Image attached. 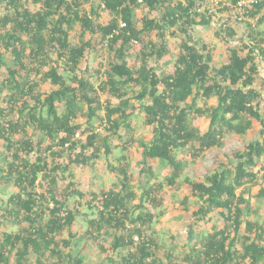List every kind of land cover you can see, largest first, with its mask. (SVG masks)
Here are the masks:
<instances>
[{"label":"trees","instance_id":"1","mask_svg":"<svg viewBox=\"0 0 264 264\" xmlns=\"http://www.w3.org/2000/svg\"><path fill=\"white\" fill-rule=\"evenodd\" d=\"M230 2L235 4L237 0ZM208 3L0 0V143L6 153L0 162V193L10 186L17 189L5 201L0 198V227L7 219L28 224L23 234L0 232V264H30L31 254L39 257L38 264L47 255L66 264H83L81 256L61 250L60 245L68 248L70 242L57 240L64 230H71L76 217L74 210L67 209L65 198L83 197L75 181L70 180L64 188L59 186L58 177L65 179L60 171L74 164L85 167L102 150L109 155L110 138L122 141L125 134L121 130L132 127L135 110L143 114L144 124L151 129L149 142L141 143L140 172L154 177L156 161V166L167 169L164 183L155 182L143 189L133 205L139 212L130 215L128 204L135 200V194L128 190V164L110 165L120 177L121 191L101 194L97 219L89 221L92 229L87 232L88 238L107 234L111 226L115 228L114 250L133 244L134 237L140 238L135 250L122 258V264H157L151 241H144L142 228H150L154 220L147 205H156L163 185L177 187L184 169L177 152L188 148L196 158L222 147L227 135L253 132L255 138L233 153L220 171L188 182L198 208L187 227L189 252L179 264L264 261V222L258 224L251 219L255 209L247 186L264 171V87L257 86L256 61L258 57L264 59V32L229 18L228 22L234 24L219 29L227 40L236 39L237 27L244 32L238 39L240 45L228 51L227 62L215 68L213 51L205 45L199 50L191 34L195 27H207L215 20ZM88 4L86 11L84 6ZM260 9L256 6L251 16ZM101 10L111 16L105 24L99 22ZM229 10L223 5L218 11ZM258 22L257 26L263 24L264 16ZM72 31L76 32V42L69 37ZM167 34L179 35L181 40L171 59V71L164 67L157 71L149 62L160 61L167 54ZM246 38L249 41L242 42ZM127 44L137 48L139 65H128ZM97 45L107 49L108 63L99 65L102 68L95 70L93 80L80 65L85 54L94 52ZM64 73L69 75L70 84ZM102 94L108 97L102 100ZM133 100L138 101L137 108L131 104ZM197 117L208 122L203 132L196 124ZM95 120L97 127L93 125ZM96 128L105 135L100 136ZM78 135L82 138H76ZM37 188L41 189L39 193ZM263 197L261 186L254 199ZM50 202L52 209L48 208ZM47 213L49 217L45 218ZM212 213L219 216L220 227L211 223ZM39 220L43 221L41 225ZM201 223L208 224L210 231L198 230ZM242 224L245 232L241 234ZM172 261L178 264L176 258L168 264Z\"/></svg>","mask_w":264,"mask_h":264},{"label":"rangeland","instance_id":"2","mask_svg":"<svg viewBox=\"0 0 264 264\" xmlns=\"http://www.w3.org/2000/svg\"><path fill=\"white\" fill-rule=\"evenodd\" d=\"M177 2V0H174ZM214 2V3H213ZM217 3V4H216ZM230 0H209L208 9L216 11L215 20L211 21L207 27H195L192 31V38L195 42L196 47L200 50L202 45L209 47L213 51V61L212 66L219 68L221 65L227 62L228 51L233 49L237 39L242 37V32L244 30L240 27L236 28L237 35L235 40H227L225 34L220 31L221 25L234 24L229 23L228 12H219V9L223 8V5L229 4ZM31 7V5L29 6ZM86 11H89V4L84 6ZM136 14L140 17V12L137 11ZM99 22L105 24L109 19H111L110 14L107 11H99ZM255 29L264 31V24L256 25ZM243 30V31H242ZM216 33H220L216 35ZM224 35V36H223ZM71 41L76 42V32L72 31L69 35ZM167 54L163 56L160 61L150 60L149 66L159 71L162 69L171 71L172 62L171 59L174 57L181 38L179 35L177 37H172L167 34L165 37ZM249 41L248 38L244 39L242 42ZM241 42V43H242ZM136 46V45H135ZM135 47L127 44L125 46L126 58L128 60V65H139L140 61L137 60ZM98 51L95 53V51ZM94 52H87L85 57L81 60L80 70H86L88 75H90L93 80H95V70L98 69L100 64L104 66L108 63V51L101 45H97ZM55 58V55L52 56ZM258 77L257 86L264 87V59L258 57ZM102 68V67H99ZM65 74V73H64ZM68 74H65L67 83L70 84ZM99 80L96 82L98 84ZM49 90V88H47ZM102 100L108 97V94L100 95ZM114 103H117L114 100ZM137 108L138 101L133 100L132 103ZM135 108V109H136ZM61 111V110H60ZM100 116H103V112H100ZM85 118H82V124H85ZM196 124L199 130L203 132L208 122L197 117ZM94 127H97V121L93 123ZM131 128L121 130V134H125L122 141L117 138L111 137L112 148L111 153L106 155L103 150L100 155L95 160H92L87 166L81 167L75 164L70 166L67 171H60V173L65 177H58V182L60 187H65L67 182L70 180L75 181V185L79 190L82 191L83 197H66L65 203L67 204V209L74 210L76 213L75 221L70 231L64 230L62 236L57 240L64 239L70 242L68 248L60 245L61 250L64 254L78 255L83 258V264H122V258L127 256L128 252H132L138 245V240H133V244L127 246L126 248H120L119 250L113 249L114 244V233L115 228L108 227L107 234L95 235L92 238H88L87 232L91 231L89 221L92 219H97V208L99 207V200L101 194L114 191H121L120 177L117 178L115 173L116 170H112L111 166L117 167L121 162H127L130 176L129 188L135 194V200L128 204L131 209L130 215L138 214V210L135 206L138 203V199L143 189H147L150 185L155 182L164 183V177L167 174V169L162 167L160 164L156 166L157 162H153V168L155 171V176H147L146 174H141V143H148L151 138V129L144 124L143 114L139 110H135L132 115ZM86 128L83 125V129ZM95 132L99 133L100 136H104L105 132L101 128H96ZM30 134V131H29ZM35 138V135H33ZM18 137H16L17 139ZM76 138L81 139V136H76ZM99 138V137H98ZM255 138V133L247 132L243 136H238L236 134L227 135L222 140V147L215 148L213 150L205 151L201 156L194 158L192 153L188 148L177 152V155L182 159L184 164V169L181 177L177 181V187H169L163 185L162 192L157 195V200L154 206L147 205L148 211H150L154 220L150 225V228H142L144 236V241L147 239L151 241V250L155 256L157 264H168L171 258H176V262L182 263L183 258L189 252L188 239H187V227L192 224L193 217L192 213L198 208V201L192 195V191L189 185V181H199L207 174L220 171L222 166L227 165L231 158L238 150H242L244 146ZM123 143V144H122ZM122 147H125L122 149ZM5 150L3 142L0 143V162L5 156ZM124 156L123 160L118 158ZM159 163V162H158ZM71 177L73 179H71ZM36 182V185L38 184ZM146 182V183H145ZM250 187V204L254 206L255 213L251 215V219L258 224L264 222V197L260 200H255L254 196L257 195L259 188L264 187V171H260L257 180L252 185L247 184ZM17 189L10 186L3 193H0V198L4 201L9 197L11 193L16 192ZM40 188H37L36 192L39 193ZM64 192V190H62ZM25 197V195H24ZM62 199V198H61ZM133 206V207H132ZM53 204L50 202L48 208L52 209ZM45 218L49 217L46 214ZM211 215V223L220 227L221 220L219 216ZM43 217V219H45ZM125 220V219H124ZM42 224L40 220L37 222ZM126 227L129 226L125 222ZM28 228V224L23 222H16L14 219L5 220L4 224L0 227V232L7 233H20L23 234V230ZM202 229L204 233L210 231L209 225L201 223L198 230ZM244 224L240 227V233H244ZM124 235L125 232H122ZM233 235V234H232ZM135 238V237H134ZM39 257L37 255L31 254V263L38 264L37 261ZM42 264L54 263V264H66L65 261H59L56 257L52 258L47 255L46 258H41ZM175 263L172 261V264ZM259 264H264L261 261Z\"/></svg>","mask_w":264,"mask_h":264},{"label":"built area","instance_id":"3","mask_svg":"<svg viewBox=\"0 0 264 264\" xmlns=\"http://www.w3.org/2000/svg\"><path fill=\"white\" fill-rule=\"evenodd\" d=\"M226 6L230 9L229 11H227L229 14V18H232L233 21L235 20L243 25L245 23H250L253 25V27H255L260 17L264 16V0H237L235 4L230 2L229 4H226ZM256 6H261V9L257 13V15L251 16V11L254 10ZM213 14L216 15L217 14L216 11H213ZM239 45H240V41L237 39L235 42V46H239ZM262 46L264 47V36H263Z\"/></svg>","mask_w":264,"mask_h":264},{"label":"clouds","instance_id":"4","mask_svg":"<svg viewBox=\"0 0 264 264\" xmlns=\"http://www.w3.org/2000/svg\"><path fill=\"white\" fill-rule=\"evenodd\" d=\"M134 239H135V240H137V238H136V237H135Z\"/></svg>","mask_w":264,"mask_h":264}]
</instances>
